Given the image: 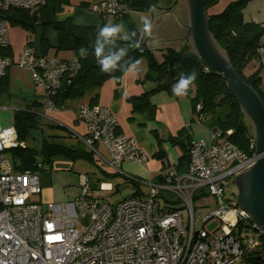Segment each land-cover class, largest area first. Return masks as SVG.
Wrapping results in <instances>:
<instances>
[{"label":"built area","instance_id":"obj_1","mask_svg":"<svg viewBox=\"0 0 264 264\" xmlns=\"http://www.w3.org/2000/svg\"><path fill=\"white\" fill-rule=\"evenodd\" d=\"M45 1L0 0V11H32ZM88 10L119 16L126 6L119 0H99ZM9 45V24L0 16V50ZM263 51L264 43L258 48ZM12 65L29 71L44 93V107L51 110L62 108L51 96L80 69L76 55H42L30 44L13 57L0 53V77ZM76 119L86 127L76 137L115 171L123 162H146L134 139L118 131L116 116L107 107L82 103ZM98 144L105 146L109 160ZM18 146L22 142L14 127L0 124V264H264V229L235 202L234 193L233 199L225 195L231 179L254 164L255 154H245L217 130L210 132V142L191 138L184 171L164 168L156 180L125 175L143 184L146 192L115 203L89 195L85 185L67 201H34L41 192L38 172L13 170L3 156L6 148ZM249 148L255 150L254 137ZM99 189L110 187L101 183ZM208 196L212 204L194 206Z\"/></svg>","mask_w":264,"mask_h":264},{"label":"crops","instance_id":"obj_2","mask_svg":"<svg viewBox=\"0 0 264 264\" xmlns=\"http://www.w3.org/2000/svg\"><path fill=\"white\" fill-rule=\"evenodd\" d=\"M97 1L99 0H68V3L62 7L61 12L55 15V19L63 20L69 17L73 23L86 26L99 25L102 20L105 23L123 22L120 16L108 17V15L102 16L90 12L88 6ZM229 1L231 0H219L207 10V14L220 12ZM136 13L138 12L134 10L126 11V15L137 28L142 42L152 49L156 61L160 62L162 60V49L167 47L178 50L188 46L193 52L187 34L186 0H157L156 8L152 12L144 14L151 21V36H146L143 25L137 24L133 19L137 15ZM242 18L244 21L264 25V0H248L242 8ZM124 31L126 32V29ZM42 37L48 43V48L45 51L41 46ZM56 41L57 34L51 27L45 29L35 27L32 32H28L19 26L9 25L10 45L6 51L7 55L13 57L18 54L23 45L30 42V45L42 55H55L60 58H68L74 55L72 51H56ZM262 43H264V35L261 38ZM259 63L262 66L261 84H264V51L259 52L258 59L252 60L245 67L244 73H251ZM247 68H249L248 73L246 72ZM146 70L147 66L143 63L138 74L124 73L118 84L114 79L109 78L101 86L86 91L82 97L67 99L62 103V108L51 110L44 107V93L41 88L33 84L29 71L14 65L8 68L3 79L5 89L0 92V124L13 126L15 111L28 109L37 103L42 104L37 109L41 117L38 119L36 126L29 129L25 140L21 141V147L32 150L38 149L41 139L66 146L77 144L82 146V142L79 141L76 135H84L86 127L83 122L76 119V113L82 103H88L89 99L96 94V102L92 105L107 107L116 116L118 131L133 138L137 147L147 156L144 164L137 162L121 163L118 167L119 171L112 169L106 161L93 157L94 161L91 163L98 164L94 166L98 176L93 174L92 178H89L87 172H84L85 180L81 185L82 181L79 182V175L74 176L72 173L80 174L79 169H77L78 166H76L77 162L85 160L71 161L69 158L57 154L51 156L50 164L41 165V159L37 155L36 165L42 168V170L37 171L41 192L39 195L32 197L34 201L44 203L46 201L62 202L73 199L80 194L82 186L87 187L90 179L94 181V185L91 188L87 187L89 195L103 197L105 192H111L108 195H114L119 193L125 186L129 187V191L117 201L131 195L135 190L140 192V196L144 195L146 187L143 184L132 187L125 180V175H131L141 180H156V176L164 169L162 166L175 169L178 165L183 148L177 143V140L183 138L186 134L197 140L208 141L210 139L209 121L195 112L189 95L177 97L172 94V91H160L150 97V103L155 107L153 116H149L147 111L137 112L132 110L131 103L127 98L138 96L154 86L151 81L144 80ZM262 88L264 92V87ZM181 129L185 130L186 133L176 138L178 131ZM174 137L175 140L172 141L171 138ZM96 148L106 160H109V154L105 146L98 144ZM158 151L163 153V162L162 158L155 155ZM3 156L13 170L21 171L18 167L21 159L13 153V148H6ZM118 178L122 182H112ZM101 183H104V187H110V189H99Z\"/></svg>","mask_w":264,"mask_h":264},{"label":"trees","instance_id":"obj_3","mask_svg":"<svg viewBox=\"0 0 264 264\" xmlns=\"http://www.w3.org/2000/svg\"><path fill=\"white\" fill-rule=\"evenodd\" d=\"M119 1L126 6V11L152 12L157 4V0ZM218 1L203 0V9L206 14L207 10ZM247 1L231 0L220 12L207 14V29L218 48L229 60L233 70L257 93L264 105V92L261 87L260 76L261 64L259 63L257 68L251 73H244L245 67L252 60L258 59V48L261 46V38L264 35V25L243 20L242 8ZM67 3L68 0H46L42 6L32 11L21 8H9L0 11V16L9 25L19 26L28 32H32L35 27H42L43 29L51 27L57 34L56 51H72L78 57L80 69L73 76L66 77L59 89L51 96L55 105H61L67 99L80 98L86 91L101 86L109 78L114 79L118 84L121 76L124 74L119 70L112 74L102 73L93 55L91 45L94 43L98 27L105 24L103 20L99 25L86 26L73 23L69 17L63 20L55 19V15L61 12L62 7ZM126 11L119 16L125 23L127 31L135 32L136 39H141L135 25L128 15H126ZM126 43L122 40L117 41L118 45ZM41 46L44 51L48 48L47 40L44 37L41 38ZM81 47L88 48L89 50L86 58H82L79 55L78 50ZM0 53L7 55L6 50H0ZM129 57L133 59L144 58L146 60L147 70L144 80L151 81L154 84L151 89L143 91L140 95L127 98L131 103L133 111H147L149 116H153L155 107L150 103V97L160 91L170 92L173 83L176 82L182 72L187 73L195 70L198 73V77L195 85L189 92L190 101L195 112L209 121L211 131H219L221 135H224L227 140L232 142L242 152L247 155L253 154L254 149L249 148V138L253 137L252 125L241 110L225 78L221 74L207 69L188 46H184L178 50L172 47L162 49V60L158 62L152 54V49L142 42L140 49L135 47L129 48L128 56L125 57V60ZM4 78L5 76L0 77V92L5 89L3 85ZM96 97L97 95L94 94L89 99L88 104H95ZM197 104H199L198 110H196ZM41 105V103H37L28 109L15 111L13 126L17 140H25L29 129L36 126L38 119L41 117L37 109ZM228 131L229 133H227ZM184 133L186 131L181 129L178 131L176 138H179ZM171 140L174 141L175 137L171 138ZM190 140L191 137L188 134L177 140V143L183 148L179 163L175 168L178 172L184 171L187 166ZM13 153L17 154L21 159L18 166L21 170H42V168L36 165L35 159L37 155L41 159V165L50 164L51 156L57 154L63 155L71 161L79 159L90 163L94 161L92 153L79 144L66 146L61 143H50L45 139H41L38 149L32 150L18 146L13 148ZM155 155L158 158H162L163 162L162 151L156 152ZM162 168L165 167L162 166ZM159 177L160 174L156 176V179ZM125 180L132 187L139 186V183L134 180L126 178ZM129 196H140V192L135 190Z\"/></svg>","mask_w":264,"mask_h":264},{"label":"water","instance_id":"obj_4","mask_svg":"<svg viewBox=\"0 0 264 264\" xmlns=\"http://www.w3.org/2000/svg\"><path fill=\"white\" fill-rule=\"evenodd\" d=\"M186 9L187 34L193 52L209 70L225 78L241 110L252 123L255 162L242 175L244 191L239 192L236 203L250 213L256 225L264 229V105L257 93L236 74L216 45L207 29L203 0H186Z\"/></svg>","mask_w":264,"mask_h":264},{"label":"clouds","instance_id":"obj_5","mask_svg":"<svg viewBox=\"0 0 264 264\" xmlns=\"http://www.w3.org/2000/svg\"><path fill=\"white\" fill-rule=\"evenodd\" d=\"M141 20L143 22L144 34L151 36V21L147 17H142ZM118 40L127 43L118 45ZM141 43V39H136V33L125 32L122 24L106 22L103 26L98 27L94 43L91 47L102 73L112 74L119 70L122 73L138 74L141 60L131 57L125 60V57L128 56L130 47L140 49ZM78 51L82 58H86L89 54L88 48L85 47H81ZM197 77L198 73L195 70L187 73L182 72L171 87L172 94L177 97L188 96L196 83Z\"/></svg>","mask_w":264,"mask_h":264},{"label":"rangeland","instance_id":"obj_6","mask_svg":"<svg viewBox=\"0 0 264 264\" xmlns=\"http://www.w3.org/2000/svg\"><path fill=\"white\" fill-rule=\"evenodd\" d=\"M136 12H138V13H136L137 15H135V18H133L136 22H137V24H139V25H143V22H142V20H141V18L142 17H146V15H144L146 12H143V11H136ZM108 17H113L112 15H108ZM120 24H122L123 26H124V30L126 29V26H125V23H123V22H119ZM141 27V26H140ZM137 29V28H136ZM126 32H128L127 31V29H126ZM121 35H123V33H121ZM140 60H141V67H142V64L144 63V64H146L145 63V59L144 58H140ZM249 68H247L246 69V72L248 73V70ZM153 83V82H152ZM261 87H264V84H261ZM263 89V88H262ZM246 116V115H245ZM246 118H247V120L251 123V121H250V119L248 118V116H246ZM251 125H252V123H251ZM253 128V127H252ZM206 142H210V139L208 140V141H206ZM82 144V146H84L83 145V143H81ZM85 147V146H84ZM97 163H88V162H86V161H79V162H77V165L76 166H78L77 167V169H79V172H80V174H75V172H73L72 174L74 175V176H76V175H79L78 177H79V182L81 183V181H82V183H81V185L84 183V175H85V173L84 172H87V176H89V178H92V176H93V174L94 175H97L98 173H97V171H95V165H96ZM98 165V164H97ZM76 171V170H75ZM78 171V170H77ZM98 176V175H97ZM113 183H117V182H122V180L120 179V178H118L117 180L116 179H114L113 181H112ZM122 185L124 184V183H121ZM93 185H94V181L92 180V179H90V181L87 183V187L88 188H91V187H93ZM125 186V185H124ZM127 191H129V187H124L119 193H116V194H114V195H108L109 193H111V192H105V193H103V197H104V199L105 200H107V201H110V202H115V201H117L120 197H122V196H124L126 193H127ZM233 192H236V187H235V185L231 182L230 184H228L227 185V187H226V189H225V195H226V197L228 198V199H233V196H232V194L231 193H233ZM213 203V198L211 197V196H208V197H204V198H200V199H198V200H196L195 202H194V206L195 207H199V206H203L204 204H212ZM215 226V223L213 222V223H211V224H208L207 225V229L208 230H211L213 227Z\"/></svg>","mask_w":264,"mask_h":264},{"label":"flooded vegetation","instance_id":"obj_7","mask_svg":"<svg viewBox=\"0 0 264 264\" xmlns=\"http://www.w3.org/2000/svg\"><path fill=\"white\" fill-rule=\"evenodd\" d=\"M245 173L244 172H241L239 174H237L236 176H234L232 179H231V182L235 185L236 187V192H233L234 193V200L235 202L237 201V196L239 195V192H242L244 191V181H243V178H242V175ZM230 182V183H231Z\"/></svg>","mask_w":264,"mask_h":264}]
</instances>
